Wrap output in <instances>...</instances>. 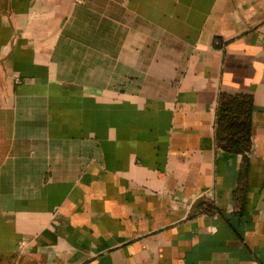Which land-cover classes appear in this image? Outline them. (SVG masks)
Listing matches in <instances>:
<instances>
[{
    "label": "crops",
    "instance_id": "crops-1",
    "mask_svg": "<svg viewBox=\"0 0 264 264\" xmlns=\"http://www.w3.org/2000/svg\"><path fill=\"white\" fill-rule=\"evenodd\" d=\"M0 264H264V0H0Z\"/></svg>",
    "mask_w": 264,
    "mask_h": 264
},
{
    "label": "trees",
    "instance_id": "trees-1",
    "mask_svg": "<svg viewBox=\"0 0 264 264\" xmlns=\"http://www.w3.org/2000/svg\"><path fill=\"white\" fill-rule=\"evenodd\" d=\"M252 111L253 99L251 96L223 93L219 95L215 112L214 137L221 150L242 157L243 165L238 179V187L245 183V170H247L249 162ZM244 192L239 195L241 200L244 198Z\"/></svg>",
    "mask_w": 264,
    "mask_h": 264
}]
</instances>
